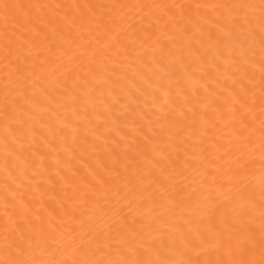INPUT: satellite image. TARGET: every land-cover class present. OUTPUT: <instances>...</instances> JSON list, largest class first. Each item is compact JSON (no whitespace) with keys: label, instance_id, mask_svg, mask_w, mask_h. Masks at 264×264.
Instances as JSON below:
<instances>
[{"label":"snow or ice","instance_id":"snow-or-ice-1","mask_svg":"<svg viewBox=\"0 0 264 264\" xmlns=\"http://www.w3.org/2000/svg\"><path fill=\"white\" fill-rule=\"evenodd\" d=\"M0 264H264V0H0Z\"/></svg>","mask_w":264,"mask_h":264}]
</instances>
